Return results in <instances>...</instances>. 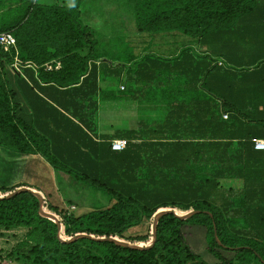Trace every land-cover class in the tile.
I'll return each instance as SVG.
<instances>
[{"label": "trees", "instance_id": "obj_1", "mask_svg": "<svg viewBox=\"0 0 264 264\" xmlns=\"http://www.w3.org/2000/svg\"><path fill=\"white\" fill-rule=\"evenodd\" d=\"M72 1L28 0L0 26L14 37L0 47V148L39 157L110 203L74 215L38 188L0 185V229H27L17 250L25 264H264V149L251 141L264 138V53L239 58L210 41L235 31L242 14L262 6L264 15V0H133L134 29L149 42L172 33L215 48L166 56L148 44L123 60L101 51ZM56 58L59 67L43 65ZM17 61L35 65L38 81L24 83ZM125 99L138 113L133 128L96 141L109 102ZM115 138L123 149H110Z\"/></svg>", "mask_w": 264, "mask_h": 264}, {"label": "rangeland", "instance_id": "obj_2", "mask_svg": "<svg viewBox=\"0 0 264 264\" xmlns=\"http://www.w3.org/2000/svg\"><path fill=\"white\" fill-rule=\"evenodd\" d=\"M79 2L82 22L90 25L96 32L98 46L109 59L123 60L135 56L148 44L150 50L158 54L170 52L175 47L185 44L198 48L194 46L196 43L191 38L181 34L156 35L149 42L150 38L147 35L139 34L134 29L133 0H79ZM63 177L59 179L51 166L39 157L14 155L0 148V185L24 183L38 188L52 204L74 215L110 203L107 196L93 190L82 181L70 179L72 177L65 174ZM26 231L25 228L0 229L1 264H25L17 250L19 243L25 239ZM136 233L146 234V226L127 230L124 234ZM198 251L203 259L213 262V259L205 254L204 244L200 245ZM233 264H236V261ZM249 264L258 263L252 261Z\"/></svg>", "mask_w": 264, "mask_h": 264}, {"label": "crops", "instance_id": "obj_3", "mask_svg": "<svg viewBox=\"0 0 264 264\" xmlns=\"http://www.w3.org/2000/svg\"><path fill=\"white\" fill-rule=\"evenodd\" d=\"M27 1L28 0H0V26L3 24H7L12 19H15L19 14L20 6ZM72 2H73L72 0H33V3H38L43 5L55 4L58 6H65V5L68 6ZM79 3L80 2H78V10H79V18L81 19L82 10ZM261 8L262 6L260 7L259 10H261ZM259 10L255 13L242 14L237 19L238 21L235 31L230 33L227 32L217 33L215 36L211 38L210 41L212 43L220 44V48L222 51L232 50L238 52V55H240L239 58L245 57L246 52H252L254 54L257 52V59H259V57H261L264 53V15H262V13H260ZM185 45H190V44H185ZM211 45L212 44H210V46L205 45L202 47L199 45H194L198 48H194L193 45L191 46L196 51L200 53H206L209 55L210 53H212V50L215 48V46H211ZM182 46L180 47L177 46L175 47L174 50L170 52H166L163 55L175 56ZM53 50H54L53 47L47 46L44 51L52 52ZM241 52H243L242 55L240 54ZM15 63H16L15 71L19 73V76L24 83L31 84L33 82L38 81L35 65H33L30 62L23 63L21 61H17ZM93 63H94L93 66H95L96 70L101 66V63L99 61H94ZM43 65L47 69H50L51 65H54L55 67H59L60 63L58 58H56L44 62ZM242 80L245 81V75L243 76ZM116 85L117 84L114 85L115 90H116ZM22 87L25 88L23 85ZM109 103H110L109 110L108 111L104 110L105 114H102L103 116L102 119H100V125L98 126V128L95 129L94 138L96 141H100L101 143L107 141L108 136L113 134V131L116 129H120L116 131V133L120 132V133H126L128 135V131H130L131 128H133L134 117L138 115V113L134 111L135 104L130 99L118 100V101L111 100ZM101 104H103V102H101ZM143 111L144 109L141 110V114H142L141 116H145L146 118H149L150 114L154 115L148 109L145 110V112ZM107 115H109L108 119L104 118L107 117ZM102 146L103 145H100L101 148H103ZM100 154H102L103 158L104 155H107L105 150H101ZM85 157L87 158V155H85Z\"/></svg>", "mask_w": 264, "mask_h": 264}, {"label": "built area", "instance_id": "obj_4", "mask_svg": "<svg viewBox=\"0 0 264 264\" xmlns=\"http://www.w3.org/2000/svg\"><path fill=\"white\" fill-rule=\"evenodd\" d=\"M14 46V37L13 35L8 31H1L0 32V47L3 50H7L9 47ZM16 63H12L11 67L15 70ZM120 88H122V85H120ZM222 117L225 118L226 114H222ZM253 143L254 149H264V138H257L253 137L251 139ZM126 145V139L124 138H115L110 141V149L111 150H121Z\"/></svg>", "mask_w": 264, "mask_h": 264}, {"label": "water", "instance_id": "obj_5", "mask_svg": "<svg viewBox=\"0 0 264 264\" xmlns=\"http://www.w3.org/2000/svg\"><path fill=\"white\" fill-rule=\"evenodd\" d=\"M21 189H22V188L16 189L15 191H13L12 193H10L9 195H11V194H13V193H15V192H17V191H19V190H21ZM9 195H8V196H9ZM35 195H36V197H37V199H38V201H39V208H40V207H41V197H40L38 194H35ZM193 212H195V211H191L189 214H191V213H193ZM39 213H40L41 215L47 217V218L50 219L51 221L56 222V219H55L53 216L41 213L40 209H39ZM163 213H164V211L158 213L157 216H156V219L159 217V215H161V214H163ZM189 214H188V215H189ZM188 215H186V216H188ZM156 219L154 220V225H155ZM154 225H153V227H154ZM74 238H76V237H73V239H74ZM152 243H153V241H151V242H150L148 245H146L145 247L150 246Z\"/></svg>", "mask_w": 264, "mask_h": 264}]
</instances>
